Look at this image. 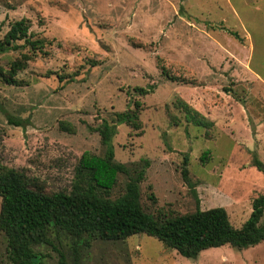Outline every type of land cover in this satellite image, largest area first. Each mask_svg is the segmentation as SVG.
<instances>
[{"label": "rangeland", "instance_id": "1", "mask_svg": "<svg viewBox=\"0 0 264 264\" xmlns=\"http://www.w3.org/2000/svg\"><path fill=\"white\" fill-rule=\"evenodd\" d=\"M21 19L46 47L15 85L0 81V170L44 193H69L82 154L104 155L102 122L136 111L140 130L118 126L112 146L132 177L148 163L143 210L193 213L186 169L200 209L223 208L242 227L264 195V0H0V40ZM22 53L0 54V69ZM127 182L118 175L110 198ZM50 238L65 264H264V241L187 259L142 234L85 246L53 228ZM54 248H36L38 264H58ZM0 264H10L1 235Z\"/></svg>", "mask_w": 264, "mask_h": 264}, {"label": "trees", "instance_id": "2", "mask_svg": "<svg viewBox=\"0 0 264 264\" xmlns=\"http://www.w3.org/2000/svg\"><path fill=\"white\" fill-rule=\"evenodd\" d=\"M45 47L44 39L32 37L26 19L10 24L0 40V54L24 49L27 53H22L7 70L0 69V81L8 86L15 85L17 75ZM135 108H139L138 103ZM183 108L187 110L185 104ZM8 123L24 128L28 120L8 118ZM120 125L133 131L140 130L138 113L128 110L117 114L113 123L102 122L97 132L105 148L104 155L82 154L69 193H44L33 189L22 174L0 170V235L10 264H38L36 248H54L50 238L53 228L75 239L85 238V246L94 240L120 242L142 234L155 238L187 259H195L202 251L212 248L229 246L246 250L264 241V195L253 200L248 220L236 229L223 208L200 209L196 193L187 180L186 169L182 175L195 198V211L169 219L154 218L146 213L139 203V184L148 163L140 171H134L132 177L125 165L114 161L112 138ZM186 163L184 158L183 165ZM254 166L259 167V163L256 161ZM118 175L126 176L128 182L124 194L111 199L109 194ZM54 250L59 257L58 264H65L64 254Z\"/></svg>", "mask_w": 264, "mask_h": 264}]
</instances>
